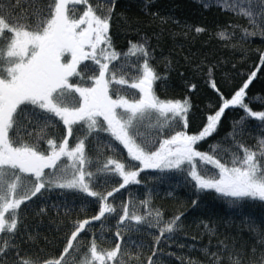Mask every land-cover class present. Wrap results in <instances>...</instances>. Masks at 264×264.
<instances>
[{
    "label": "snow or ice",
    "instance_id": "1",
    "mask_svg": "<svg viewBox=\"0 0 264 264\" xmlns=\"http://www.w3.org/2000/svg\"><path fill=\"white\" fill-rule=\"evenodd\" d=\"M117 2L0 0V264H162L159 245L164 240L176 242V235L185 228V213L178 212L166 220L149 193L139 201L142 213L131 196L121 207L109 202V197L121 189L140 184V173L149 169L183 177L184 186L195 196L192 208L199 207L200 194L207 191H214L233 208H241L247 201L264 202V110H253L251 102H246V90L257 71L227 98L217 87L215 66L208 67V86L217 92L221 103L216 111L206 114L203 127L190 134L191 99L157 94V83L162 91L167 90L168 74L159 73L152 65L148 37L129 41L126 51L115 48L111 29ZM153 2L143 0L142 10L164 22L166 18L148 11ZM196 2L205 9L218 7L247 21V26L230 25L232 32L219 30L217 39L228 42L237 29L242 40L258 33L264 38V0ZM121 19L130 24L123 14ZM205 30L201 26L194 29L197 34ZM260 64L264 65V52L260 53ZM170 65L169 61L165 68ZM197 70L203 71L199 66ZM196 87L189 84L188 90ZM258 102L264 108V99ZM230 108H240L244 115L232 122L223 140L210 144L206 151L199 150L201 142L217 133ZM253 118L260 122L262 132L256 137V145L248 146L241 137L247 121ZM58 122L66 129L65 135H61ZM70 137L75 138L74 143ZM225 140L231 143L225 145ZM90 141L94 142L95 156L89 155ZM113 141L127 150L130 163L114 156L101 159L107 150L118 151ZM225 155L230 160L222 161ZM113 177L122 181L118 187L106 194L97 190L101 181L107 184ZM154 179L163 183L165 176ZM55 190H61V195L76 192L95 198L99 210L91 217L71 221L72 231L59 255L41 258L35 249L22 247L35 245L39 236L28 233L24 221L33 198ZM167 195L171 197L173 192ZM85 204L82 201L81 211H86ZM48 207L65 215L71 212L66 203ZM46 214L45 206L36 213ZM117 215L115 246L103 248L102 244L111 240L104 236L110 231L106 221ZM93 222H101L100 229H93ZM244 223L256 244L264 246V226L251 217ZM200 226L210 240L218 233L219 226L212 222L201 221ZM85 233L89 236L82 235ZM130 233L152 236L146 262L142 258L145 241L132 239ZM220 243L223 247L216 252H210L207 245L177 246L199 251L209 264H225V259L227 264H244L235 241L231 249ZM252 253H256L255 245ZM177 259L185 264L183 257ZM259 262L264 264V252ZM187 264L203 262L189 257Z\"/></svg>",
    "mask_w": 264,
    "mask_h": 264
},
{
    "label": "trees",
    "instance_id": "2",
    "mask_svg": "<svg viewBox=\"0 0 264 264\" xmlns=\"http://www.w3.org/2000/svg\"><path fill=\"white\" fill-rule=\"evenodd\" d=\"M93 2L95 3V0ZM142 9L143 0H118L111 29L114 46L117 50L126 51L129 47V41H138L141 36L148 37L154 56L151 61L152 65L159 73L163 74L167 71L168 74L167 90L162 91L159 83H157V94L162 98L182 99L188 96L191 99L193 107L189 113L188 132L190 134L198 132L206 122V114L216 111L221 103L220 96L207 83V69L213 65L215 66L214 77L217 87L227 98H230L234 91L242 86L249 74L257 71L256 78L246 90V102H251L250 107L253 110H264L258 102L264 99V65L260 64V53L264 52V38H261L258 33L254 37L242 40V32L239 29L235 30L234 37L228 42L216 38V33L221 29L226 28L228 32H232L233 29L230 25L247 26L245 19H238L229 12L221 11L218 7L205 9L196 0H154L148 11L158 13L160 17L166 18L164 22L153 18ZM121 14L127 17L130 24H124ZM196 26H201L206 30L197 34L194 31ZM233 44L236 45L235 48L231 46ZM169 61L171 65L166 69L165 64ZM90 63V61L85 62V64ZM198 66L203 71H198ZM87 75H91V72ZM193 83L197 87L190 92L188 85ZM129 91L134 90L129 89ZM243 115L244 113L240 108L227 109L221 119L217 133L209 137L206 142H201L199 150L206 151L210 144L223 140L230 132L232 122L239 120ZM58 123L61 135H65L66 129H64L62 122ZM259 125L260 122L254 118L247 121L246 130L241 139L248 146L256 145V137L262 132ZM101 135L110 139L107 133ZM59 138L58 136L57 139L59 140ZM69 140L70 143H74L75 138L70 137ZM113 143L118 151L113 153L111 150H107L101 159L114 156L121 162L130 163L127 150L123 149V146L119 145L118 142L113 141ZM229 143H231L230 140L224 141L225 145ZM94 147V142L90 141L88 152L91 156L96 155L93 151ZM223 160H230V157L225 155L222 157ZM209 167L211 168V166ZM212 171L216 170L212 169ZM160 176H165L163 183L154 179ZM138 178L141 180V188L135 187L136 189H134V192L138 194V200H143L145 193L151 194L152 204L163 211L166 220L178 212L185 213L183 217L185 228L176 235V242L164 240L159 245V248L163 250L159 257L162 264H181L177 257H183L185 264H187L189 257L199 259L203 264H209L208 258L199 251L189 250L187 247L181 249L177 244L196 245L197 248L207 245L210 252H216L223 247L221 241L227 244L229 249L232 248L235 241V250L241 253L244 264H252L253 261L260 264L259 257L260 253L264 252V246L256 244V239L248 230L244 220L251 217L259 225L264 226V202L247 201L243 203L241 208H233L214 191H207L200 194L199 207L192 208L191 200L195 196L190 188L184 186L183 177L179 174L174 172L160 173L158 170L149 169L140 173ZM118 183L119 179L117 178H111L107 184L101 181L97 190L106 194L116 188ZM127 189H121L113 197H109V202L121 207L122 203L132 196ZM169 191L173 192L171 197L167 195ZM70 195L72 192L64 200L50 201V192H48L45 193L44 197L32 202V207L27 210V218L24 223L28 225V230L32 231V234L38 233L39 236L35 245L25 244L22 245L23 248L35 249L41 258H49L50 248H54L53 253L56 256L58 250L65 246L66 239L72 231L71 221L97 214L99 204L95 198L86 197L84 194H80L79 197ZM82 201L86 202V211H81ZM57 203L62 205L66 203V206L71 209L70 215H65L63 211L58 213L48 207ZM41 206L46 207V215H36ZM137 208L141 213L143 212L142 208ZM117 219L118 215L106 221L110 231L104 236L110 237L111 240L103 243V248L115 246ZM201 221L212 222L219 226L217 235L211 240L203 234L200 226ZM95 223L93 222V224ZM58 227L59 230H57ZM96 228L97 226L93 225V229ZM149 231L155 232L154 229ZM129 235L132 239L145 241L146 247L142 250V258L146 262L147 257L151 255L152 236L136 233ZM88 236L89 233H85V237ZM47 241H52L51 245ZM253 245L256 246L255 254L252 253ZM41 249L43 251H40ZM167 253L174 255L170 257ZM225 264H227L226 259Z\"/></svg>",
    "mask_w": 264,
    "mask_h": 264
},
{
    "label": "flooded vegetation",
    "instance_id": "3",
    "mask_svg": "<svg viewBox=\"0 0 264 264\" xmlns=\"http://www.w3.org/2000/svg\"><path fill=\"white\" fill-rule=\"evenodd\" d=\"M47 171V170H46ZM60 192H61V190H55V191H53V192H50V201H53V200H55V199H57V200H64L65 199V197L68 195V194H71V192H69V193H67V192H64V194L63 195H61L60 194ZM79 193H76V192H72V195H70V196H75V197H79ZM38 199H36V198H33V201H37ZM29 210V209H28ZM101 223H99V225H100ZM50 225L52 226V224L50 223ZM94 226H97V222L95 223V224H93ZM30 229V228H29ZM27 231H28V233H31L32 234V231H30V230H28L27 229ZM82 235H84L85 236V234H82ZM26 238V237H25ZM67 240V239H66ZM51 245V244H50ZM62 249L63 248H61V249H59L58 250V252H57V255L56 256H58L59 255V253L62 251ZM53 250H54V248H50V257H54V253H53Z\"/></svg>",
    "mask_w": 264,
    "mask_h": 264
},
{
    "label": "rangeland",
    "instance_id": "4",
    "mask_svg": "<svg viewBox=\"0 0 264 264\" xmlns=\"http://www.w3.org/2000/svg\"><path fill=\"white\" fill-rule=\"evenodd\" d=\"M94 170V169H93ZM113 178H117V179H119V183H121L122 181L120 180V178L119 177H113ZM119 183H118V185H117V187L119 186ZM135 187H138V188H141V185L140 184H133V185H129V186H127L126 188H128L127 190H129V192L131 193V197H133L134 199H135V205L137 206V207H139V201L140 200H138L137 199V197H138V194H137V192H134V189H136ZM117 194V193H116ZM137 210H138V208H137ZM139 211V210H138ZM97 223H99V222H97ZM101 223V222H100ZM106 225H107V227H109V224L108 223H106ZM96 229H100V225L98 224L97 225V228ZM106 233H108V231H105L104 232V234H106Z\"/></svg>",
    "mask_w": 264,
    "mask_h": 264
}]
</instances>
